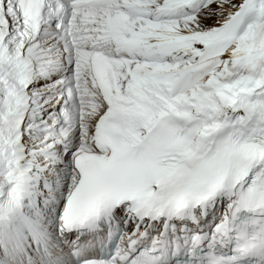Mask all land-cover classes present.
I'll use <instances>...</instances> for the list:
<instances>
[{
  "label": "snow or ice",
  "instance_id": "obj_1",
  "mask_svg": "<svg viewBox=\"0 0 264 264\" xmlns=\"http://www.w3.org/2000/svg\"><path fill=\"white\" fill-rule=\"evenodd\" d=\"M0 264H264V0H0Z\"/></svg>",
  "mask_w": 264,
  "mask_h": 264
}]
</instances>
